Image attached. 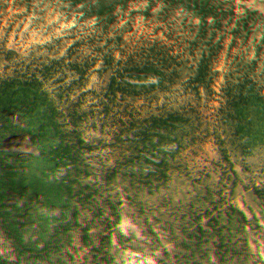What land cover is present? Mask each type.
I'll use <instances>...</instances> for the list:
<instances>
[{"label": "rangeland", "instance_id": "374dc122", "mask_svg": "<svg viewBox=\"0 0 264 264\" xmlns=\"http://www.w3.org/2000/svg\"><path fill=\"white\" fill-rule=\"evenodd\" d=\"M7 4L0 264H264V0ZM128 78L148 143L124 150Z\"/></svg>", "mask_w": 264, "mask_h": 264}, {"label": "clouds", "instance_id": "9594fccd", "mask_svg": "<svg viewBox=\"0 0 264 264\" xmlns=\"http://www.w3.org/2000/svg\"><path fill=\"white\" fill-rule=\"evenodd\" d=\"M19 0H8L7 6L16 10ZM144 88L137 78L122 81L118 90L104 101L111 118L104 124L107 144L124 150L143 148L148 140L142 135V120L136 111L144 104Z\"/></svg>", "mask_w": 264, "mask_h": 264}, {"label": "trees", "instance_id": "16d2710c", "mask_svg": "<svg viewBox=\"0 0 264 264\" xmlns=\"http://www.w3.org/2000/svg\"><path fill=\"white\" fill-rule=\"evenodd\" d=\"M19 1H21V0H19ZM22 8H23V11H25V12H29V11L31 10V7L23 6ZM40 12H42L41 9H39V11L36 10V14H37V13H40ZM176 176H185V177H187L188 175L185 174V171H179V172L176 173ZM82 242H83L84 245H86V246L91 245V242L88 241V240H85V241H82ZM90 247H91L93 250H95V252H96V251H99V250H102V251H101V254L98 255L97 259H93V258L91 259L90 264H96V263L98 262V259H99V258H101V259L104 258V256L102 255V252L106 251V248L99 249V248H97V246H90ZM105 260H106L107 262H109L110 264L114 263V261H115L114 257L111 256V255H110L109 257L105 258Z\"/></svg>", "mask_w": 264, "mask_h": 264}]
</instances>
